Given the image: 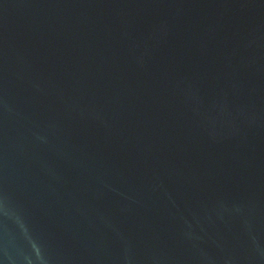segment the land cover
<instances>
[{
	"label": "water",
	"instance_id": "95a60500",
	"mask_svg": "<svg viewBox=\"0 0 264 264\" xmlns=\"http://www.w3.org/2000/svg\"><path fill=\"white\" fill-rule=\"evenodd\" d=\"M0 264H264V0H0Z\"/></svg>",
	"mask_w": 264,
	"mask_h": 264
}]
</instances>
